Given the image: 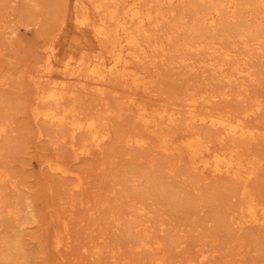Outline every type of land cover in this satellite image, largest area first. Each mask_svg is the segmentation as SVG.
<instances>
[{"label": "rangeland", "instance_id": "374dc122", "mask_svg": "<svg viewBox=\"0 0 264 264\" xmlns=\"http://www.w3.org/2000/svg\"><path fill=\"white\" fill-rule=\"evenodd\" d=\"M44 2L0 0V125L5 129L0 134V172L5 175L0 180V236H19L28 264H116L118 261L119 264H154L153 259L162 255L170 264H200L202 253L207 255L205 264H264V226L238 229L234 224L238 217L236 207L244 200L239 193L242 183L238 188L239 181L226 177L204 180L199 172L189 170L188 154L181 146L183 126L164 129L162 135L174 136L165 150L158 136L135 118V107L127 101L132 96L136 103L149 109L166 106L184 111L182 90L186 84H194L195 97L201 87L220 90L225 83L214 79L206 69H201L203 73L201 70L190 73L188 68L176 64L171 68L161 57L155 59L153 67L147 63L141 66L147 80L153 81L146 92L130 84L123 86L116 77L110 78L102 96L89 86L81 89L71 83L78 91L74 106H78L81 116H105L110 132L100 149H92L86 156L78 155L77 148L86 139L85 134H76L70 145L69 132L60 131L57 137L58 130L54 133L55 128L48 127L50 132L46 131L48 128L33 120L30 113L36 105L33 82L37 81L35 62L41 55L39 43L53 23L52 11L45 10ZM54 17L57 20L60 15ZM169 54L168 57L177 56L174 52ZM251 61L254 76L247 83V94L241 99L234 96L217 99L206 106L208 110L238 114L262 101L263 115L252 118L250 123L264 124V51ZM228 88L236 90L234 86ZM199 130L211 138L215 135L205 127ZM135 134L145 139L144 145L126 144V137ZM53 135L57 142L52 140ZM246 148L251 159H260L262 163L245 184L247 194L264 198V142H248L241 150ZM47 158L58 162L67 172L48 170L44 162ZM133 168L161 177L159 180L169 189L192 204L195 213L188 216L181 210H171L155 196L141 200L126 181L127 172ZM77 178L80 187L70 190ZM137 184L143 185L144 179L139 178ZM131 201L143 211L138 214L127 209L125 205ZM10 208L17 211L18 224L5 214ZM225 217L233 220V225ZM127 219L136 221L133 232L148 229L150 243L157 239L158 247L152 245L146 251L134 249L123 226ZM64 223L67 228L62 238L68 246L55 248V233ZM172 241L175 247L170 246ZM94 244L102 250L93 252ZM211 251H215L213 257L209 255ZM115 252V258L111 259Z\"/></svg>", "mask_w": 264, "mask_h": 264}, {"label": "bare ground", "instance_id": "6f19581e", "mask_svg": "<svg viewBox=\"0 0 264 264\" xmlns=\"http://www.w3.org/2000/svg\"><path fill=\"white\" fill-rule=\"evenodd\" d=\"M44 8L52 11L53 23L40 40L41 55L35 62L37 81L33 82V96L36 105L30 109L33 120L40 121L43 127H54L52 131L55 133L58 130L57 137L60 131L69 132L70 145H73L76 134H85L86 139L78 146L77 154L86 156L92 149H100L109 139L110 132L105 116H81L76 109L78 106H74L78 91L71 83L81 89L89 86L102 96L110 78L116 77L123 86L130 84L146 92L153 81L147 80L141 66L147 63L153 67L158 57L161 61L166 60L171 68L176 64L188 68L190 73L206 69L214 79L225 85L220 90L201 87L194 97V84H186L182 90L185 92L182 100L184 111L166 106L149 109L136 103L132 96L127 101L135 107V118L158 136L165 150L174 136L161 133L166 128L183 126L181 131L185 135L181 146L188 154L189 170L199 172L204 180L226 177L239 181L238 188L242 183L239 193L244 200L236 207L238 217L234 223L238 229L264 226V198L247 194L245 187L262 163L260 159H251V153H246L247 148L241 150L248 142H264V124L250 123L252 118L263 115V103L257 101L252 108L238 114L206 108L217 99L227 100L231 96L241 99L247 94V83L254 76L250 61L264 51V0H45ZM56 14L60 15L57 20L54 17ZM32 17V14L28 16L29 19ZM169 52L177 53L176 58L172 55L168 57ZM200 72L203 73L202 70ZM230 86L236 90L229 89ZM1 125L0 134L5 132ZM202 127L213 130L214 137L201 132L199 129ZM54 137L51 136L52 140ZM53 141L57 142V138ZM124 141L138 146L145 143V139L136 134L129 135ZM44 162L53 173L67 172L54 160L47 158ZM127 173L128 185L141 200L155 196L171 210H181L188 216L195 213L192 204L181 198L177 191L169 189L166 183L159 180L160 176L158 179L136 168ZM4 176L0 172V180ZM139 178L144 179L143 185L137 184ZM77 181L70 190L80 187V179L77 178ZM235 188L238 189L237 186ZM230 191L233 190L230 188ZM125 207L138 214L143 211L136 202L127 203ZM16 212L15 208L5 212L14 218V224H18ZM116 215V220H119V213L116 212ZM222 218V224L224 222L227 228V221ZM229 222L233 225V220ZM135 223L134 219L123 221L134 249L146 251L159 244L157 239L150 243V232L146 228L133 232ZM66 228L64 223L56 231L55 248L68 246L62 238ZM173 243L170 246L175 247L176 243ZM91 249L98 253L102 247L94 244ZM22 250L19 236H0V264H28ZM214 253L211 251L209 255L213 257ZM112 254L111 259L115 258L116 252ZM150 259L152 261L153 258ZM207 261V255L202 253L199 263ZM152 262L168 263L164 255Z\"/></svg>", "mask_w": 264, "mask_h": 264}]
</instances>
